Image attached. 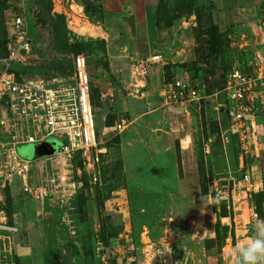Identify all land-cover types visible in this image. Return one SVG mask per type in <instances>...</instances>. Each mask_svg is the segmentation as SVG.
<instances>
[{"label":"rangeland","instance_id":"1","mask_svg":"<svg viewBox=\"0 0 264 264\" xmlns=\"http://www.w3.org/2000/svg\"><path fill=\"white\" fill-rule=\"evenodd\" d=\"M231 1L259 19L257 0ZM103 6V0H0V59L20 11L29 23L28 77L68 83L74 58L84 56L104 148L99 180L82 174L71 197L33 203L20 198L17 182L4 189L0 209L19 227V264L228 262L231 248L254 235L249 208L264 221V114L244 154L230 131L223 87L234 65L257 70L264 30L256 22L238 32L242 12L216 13L211 0H157L132 35L128 13L107 19ZM153 55L162 62L150 65ZM185 69L205 98L177 112L160 98ZM256 102L264 107V87ZM121 119L132 124L119 133ZM17 154L39 158L34 144L19 145ZM246 170L261 184L256 193L238 185Z\"/></svg>","mask_w":264,"mask_h":264},{"label":"built area","instance_id":"2","mask_svg":"<svg viewBox=\"0 0 264 264\" xmlns=\"http://www.w3.org/2000/svg\"><path fill=\"white\" fill-rule=\"evenodd\" d=\"M258 11L257 25L264 30V0ZM10 30L7 54L0 59V203L4 189H11L15 182L19 184L20 198L33 203H42L48 196L71 197L82 174L93 182L99 180L104 153L95 126L86 60L82 55L76 56L69 82L57 86L22 76V72L12 70V65L20 64L23 70L31 50L25 12L14 14ZM147 62L155 65L162 59L153 55ZM259 87H264V59L253 73L234 65L226 74L223 91L229 107V127L244 154H248L250 135L257 132L256 122L264 114V107L256 102ZM204 98L201 88L183 70L181 78L174 77L164 87L160 99L163 106L182 112L188 106L199 105ZM129 126L128 120L121 119L116 128L121 133ZM23 144H48L53 151L30 161L17 154V147ZM240 161L242 164V158ZM238 185L245 193H256L261 188L248 170ZM247 217L254 225L257 214L252 208ZM8 219V213L0 209V264H17L15 237L19 227Z\"/></svg>","mask_w":264,"mask_h":264},{"label":"crops","instance_id":"3","mask_svg":"<svg viewBox=\"0 0 264 264\" xmlns=\"http://www.w3.org/2000/svg\"><path fill=\"white\" fill-rule=\"evenodd\" d=\"M211 1L215 4L213 11H215L216 13H230V15H232L231 18H234L235 9H239L240 12H242L240 19L237 17H236L237 19L235 18V20L237 21L235 25L239 26V28L235 27L238 28L236 29L238 32H240L241 28H244L247 25L250 24H252L253 26L256 25L257 21H253V15L249 14V8H240L238 4H234L232 3V1L229 2V0H211ZM103 2H104V6H103L104 17L107 19L110 18L109 16L111 14H116V13L117 14L128 13V16H133L135 23V32L137 35V26H138L137 22L142 20L149 21L146 19L148 18V16H150V13L152 11L151 9L156 5L157 0H103ZM259 2L260 0L254 1V11H257V8L259 7ZM137 15H139V17ZM151 32L153 33V31ZM153 34L155 35V32ZM255 49H261V48L255 47ZM129 122L131 125L132 122L131 121ZM16 258H17V264H19L17 254H16Z\"/></svg>","mask_w":264,"mask_h":264},{"label":"clouds","instance_id":"4","mask_svg":"<svg viewBox=\"0 0 264 264\" xmlns=\"http://www.w3.org/2000/svg\"><path fill=\"white\" fill-rule=\"evenodd\" d=\"M253 228L252 237L231 248L229 256L233 264H264V221L257 220Z\"/></svg>","mask_w":264,"mask_h":264},{"label":"water","instance_id":"5","mask_svg":"<svg viewBox=\"0 0 264 264\" xmlns=\"http://www.w3.org/2000/svg\"><path fill=\"white\" fill-rule=\"evenodd\" d=\"M124 23L130 29V33L132 35H134V32H135L134 17L133 16L125 17ZM21 52L24 53V51H21ZM175 60L177 61V59H175ZM12 70L15 71L16 73L20 74L22 72V66L20 64H13ZM36 149H37V155H39V156L49 155L53 151L51 145H48V144L36 145ZM31 182L33 185H35V179L34 178H32ZM158 264H162V263H158Z\"/></svg>","mask_w":264,"mask_h":264},{"label":"trees","instance_id":"6","mask_svg":"<svg viewBox=\"0 0 264 264\" xmlns=\"http://www.w3.org/2000/svg\"><path fill=\"white\" fill-rule=\"evenodd\" d=\"M7 54V52H5V55ZM4 55V56H5ZM241 69V68H240ZM186 70V69H185ZM33 71H34V69L32 68V67H28V66H25L24 68H23V70H22V76H28V74H31V73H33ZM187 72H189L188 70H186ZM72 72V71H71ZM189 74H190V72H189ZM20 75H17V78L19 79L20 77H19ZM91 103H92V97H91ZM102 158V157H101ZM263 190H264V184H263ZM262 190V191H263ZM261 191V192H262Z\"/></svg>","mask_w":264,"mask_h":264}]
</instances>
